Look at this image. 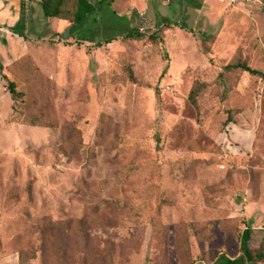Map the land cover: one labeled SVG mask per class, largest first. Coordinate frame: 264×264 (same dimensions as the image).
<instances>
[{"label":"rangeland","instance_id":"374dc122","mask_svg":"<svg viewBox=\"0 0 264 264\" xmlns=\"http://www.w3.org/2000/svg\"><path fill=\"white\" fill-rule=\"evenodd\" d=\"M43 1L0 0V261L213 264L247 227L263 246L264 79L214 82L264 72V0H88L65 37L77 1Z\"/></svg>","mask_w":264,"mask_h":264},{"label":"trees","instance_id":"16d2710c","mask_svg":"<svg viewBox=\"0 0 264 264\" xmlns=\"http://www.w3.org/2000/svg\"><path fill=\"white\" fill-rule=\"evenodd\" d=\"M76 1H77V9L74 13V19L71 21L73 25L65 31L64 35H62L64 37L66 33H72L73 29H75L76 26L83 24L87 20V18L90 15L94 14L97 10L98 5H94L90 3L88 0H76ZM175 2H176L175 0H172L171 4H175ZM203 2L204 0H186V3L189 7L198 10L202 9ZM66 3L67 0H44L41 6L44 15L46 17L64 19L62 15L65 11ZM24 11H25V5L21 3V12L23 13ZM174 25L182 29H185L183 26H179L177 22L174 23ZM171 26L172 25H170L169 23H166L162 30L169 29L171 28ZM6 29L12 34L20 37L21 39L27 40L26 34L24 33L25 22L23 17H21L15 23V25L11 27H6ZM59 36H61V34ZM149 39L153 42H156L158 40L157 33L151 34L149 36ZM108 43H110V41H108ZM240 72L249 73L250 75L259 76L262 79H264V72L251 68L247 63L244 62H232L224 68V71L222 73L219 74L218 78L214 82V85L219 84L227 76H232ZM133 80L136 79L133 77ZM211 86L212 84L209 83L196 82L192 87L188 97L191 104L194 105L195 107H198L199 97L203 95L207 91V89H209ZM9 90L14 100H16L17 97L23 95L21 92L17 90L16 85L13 82L10 83ZM252 239H253V229L251 227H247L243 231L241 236L242 256L238 259H230L226 256H222L219 259H217L213 264H264V245L261 246L260 248H254L251 245Z\"/></svg>","mask_w":264,"mask_h":264},{"label":"crops","instance_id":"0c3cea01","mask_svg":"<svg viewBox=\"0 0 264 264\" xmlns=\"http://www.w3.org/2000/svg\"><path fill=\"white\" fill-rule=\"evenodd\" d=\"M124 1V3H123ZM150 0H145V5H146V8H148V3H149ZM156 3H160L161 1H164V0H154ZM171 1L172 0H168V4L173 6L174 4H171ZM143 1L141 0H115L113 3H112V8H113V12H115L114 14H118V12H122V11H126L128 8H137V6L139 4H141V6H143ZM205 2V0H204ZM204 2H203V6H204ZM176 3V2H175ZM93 4V3H92ZM123 4V5H122ZM125 5V6H124ZM176 5V4H175ZM20 8H21V5H20ZM192 8V7H191ZM194 9V8H193ZM203 9V7H202ZM200 9V10H202ZM196 11H200L198 9H194ZM141 14V13H139ZM137 15V12L133 13L132 17L133 16H136ZM141 16V15H140ZM168 23V21H167ZM177 27V26H176ZM0 264H19L18 263V260L15 258V257H11L10 260H5V261H0Z\"/></svg>","mask_w":264,"mask_h":264}]
</instances>
